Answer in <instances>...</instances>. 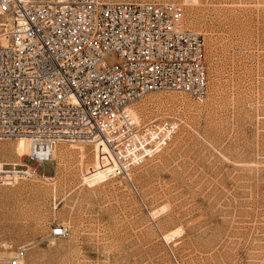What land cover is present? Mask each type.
Returning a JSON list of instances; mask_svg holds the SVG:
<instances>
[{
  "label": "rangeland",
  "instance_id": "obj_1",
  "mask_svg": "<svg viewBox=\"0 0 264 264\" xmlns=\"http://www.w3.org/2000/svg\"><path fill=\"white\" fill-rule=\"evenodd\" d=\"M110 1L182 7L203 40L205 97L130 106L140 126L175 130L128 176L107 178L100 145L62 142L37 174L0 185V264H264V0ZM16 141L0 162L34 167Z\"/></svg>",
  "mask_w": 264,
  "mask_h": 264
},
{
  "label": "built area",
  "instance_id": "obj_2",
  "mask_svg": "<svg viewBox=\"0 0 264 264\" xmlns=\"http://www.w3.org/2000/svg\"><path fill=\"white\" fill-rule=\"evenodd\" d=\"M182 18L174 3L0 0V144L26 139L35 163L0 162V185L37 174L58 142L102 143L107 178L166 147L175 124L140 126L130 106L152 92L205 97L203 40Z\"/></svg>",
  "mask_w": 264,
  "mask_h": 264
},
{
  "label": "bare ground",
  "instance_id": "obj_3",
  "mask_svg": "<svg viewBox=\"0 0 264 264\" xmlns=\"http://www.w3.org/2000/svg\"><path fill=\"white\" fill-rule=\"evenodd\" d=\"M132 115L134 118H136V115L131 111ZM137 121V120H136ZM62 142H58L55 147L60 144ZM67 143H82V142H76V141H67ZM96 144L100 145L101 148H105V146L100 143V142H97ZM100 146H97V149H100ZM54 147V150H53V155L55 154V151H56V148ZM106 149V148H105ZM15 153L19 156V157H24L25 155H28L29 153V143L26 139H18L16 141V144H15ZM110 166V165H109ZM109 168V167H108ZM108 171V169H107ZM169 236V235H168ZM166 238H169L166 236Z\"/></svg>",
  "mask_w": 264,
  "mask_h": 264
}]
</instances>
